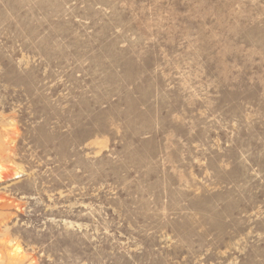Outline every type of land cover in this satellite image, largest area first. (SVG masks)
<instances>
[{
    "label": "rangeland",
    "instance_id": "374dc122",
    "mask_svg": "<svg viewBox=\"0 0 264 264\" xmlns=\"http://www.w3.org/2000/svg\"><path fill=\"white\" fill-rule=\"evenodd\" d=\"M0 264H264V0H0Z\"/></svg>",
    "mask_w": 264,
    "mask_h": 264
},
{
    "label": "bare ground",
    "instance_id": "6f19581e",
    "mask_svg": "<svg viewBox=\"0 0 264 264\" xmlns=\"http://www.w3.org/2000/svg\"><path fill=\"white\" fill-rule=\"evenodd\" d=\"M13 252V251H12ZM18 252H19V249L18 248H16L15 250H14V252H13V255H14V257H16L17 256V254H18ZM12 254V253H11ZM12 256V255H11ZM10 256V258H12ZM9 263V262H8ZM11 263V262H10Z\"/></svg>",
    "mask_w": 264,
    "mask_h": 264
}]
</instances>
